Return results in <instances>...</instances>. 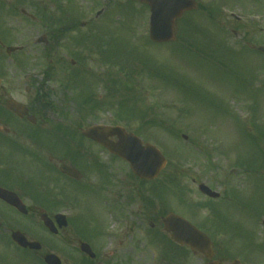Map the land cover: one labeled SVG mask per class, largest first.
<instances>
[{
	"label": "rangeland",
	"instance_id": "374dc122",
	"mask_svg": "<svg viewBox=\"0 0 264 264\" xmlns=\"http://www.w3.org/2000/svg\"><path fill=\"white\" fill-rule=\"evenodd\" d=\"M97 1L75 0L73 8L80 9L84 18L91 7L95 11L104 7V2L98 6ZM201 1H211L208 5L216 13L211 11L213 17H210L205 4L207 6L201 11L199 8L190 19H181L176 26L174 43L152 44L144 9L132 4L129 10H116L118 3L111 1L108 4L114 19H97L95 29H91L90 24L79 29L74 41L77 39L82 44L72 46L74 53L82 52L89 58L93 70H103L99 77L103 83L93 89L96 98H99L100 89L108 94L107 81L113 77L112 69H115L103 62L105 58H113L112 54L100 53L97 45L100 43L104 51L112 49L115 53L112 63L124 66L118 79L123 81V86H119L116 94L113 86L110 87L114 95L108 94L103 99L106 100L104 110L109 109L110 114L103 113L101 117L108 121L116 114L124 117L123 122L130 130L140 134L144 142L149 140L161 148L171 161L172 166L155 185L161 196L154 201L155 212L160 215L165 209L186 218L193 217L200 224L206 222L212 227L209 232L216 245L229 248L230 258H238L243 264H264V55L254 51L264 46V0ZM8 8L0 7L1 17L9 15ZM231 13L244 18H260L236 21L228 18ZM116 16L126 18L116 19ZM234 30L238 31L236 37L232 33ZM90 36L100 37V42L86 38ZM97 77L96 72L92 73L85 81L87 86L97 84ZM144 112L145 120L140 118L145 116ZM183 134L189 137L188 141L181 138ZM103 158L114 160L108 154ZM238 161L250 164L248 174H245L246 169L236 168L234 164ZM182 163H187L185 170L181 168ZM214 167L218 168L220 183L227 180L230 188L242 192L237 195V201L242 202L239 207L234 203L224 206L225 193L219 201L205 198L193 183V179H197L221 192L219 188L225 186L216 181L210 183L214 176L212 172H205L216 169ZM175 168L180 169L181 176L171 177L168 182L164 178ZM181 170L187 173L182 175ZM120 177L119 191L126 197L125 192L131 191L129 184L133 179L125 164L123 177ZM184 189L186 192H182ZM123 197L112 215L102 213L100 200L87 209L94 220L100 221L104 228L107 227L104 224H108L119 236L129 224L130 229L127 234L126 230L123 233L120 247L125 264H161L165 247L160 242L155 248L150 246L152 230L142 216L141 202L127 207ZM110 200L106 206L113 210ZM197 203L211 206L220 215L214 217L211 211L195 208ZM105 220H109L108 223ZM154 230L158 232L159 226ZM132 248L136 249L134 255Z\"/></svg>",
	"mask_w": 264,
	"mask_h": 264
},
{
	"label": "flooded vegetation",
	"instance_id": "af4514ba",
	"mask_svg": "<svg viewBox=\"0 0 264 264\" xmlns=\"http://www.w3.org/2000/svg\"><path fill=\"white\" fill-rule=\"evenodd\" d=\"M59 1L0 0L20 8L21 14L4 22L0 19V189L18 198L11 202L0 196V264H46L48 254L57 255L62 264H125L121 255L123 248L108 251L113 239L107 235V227L94 218L87 223L82 211L85 203L93 208L96 200L103 207L107 194L115 198L113 207L119 206L123 197L118 191L123 166L103 159L105 150L83 135V130L94 123L90 109L81 105L73 89H64L60 80L67 75L74 79L86 75L87 65L82 63L85 56L75 54L72 47L77 29L76 19H71L72 0L61 1L62 13ZM105 12L104 9L96 19L102 18ZM11 20L19 23L20 38L32 32L43 34L34 40L36 64L22 63L30 53L16 59L6 54L13 43ZM72 54L74 57L69 58ZM31 70L39 71L41 76L25 79ZM12 99L25 106L35 120L29 116L19 118L9 111L6 104ZM94 119L102 121L97 116ZM53 123L72 129L82 143L76 145L75 135L65 137L59 128L52 127ZM63 165L75 169L79 176L64 174ZM97 179H101L100 185L96 184ZM139 185V180L133 181L134 192L133 195L125 193L126 203L141 202L142 216L152 230L151 247H156L159 238L170 241L165 249L162 247L161 264H232L215 245H212L214 254L207 257L173 242L164 230L163 217L153 208L151 193L141 191ZM60 214L68 216L65 226H60L57 220ZM47 217L52 229L44 223ZM157 226L158 232L154 230ZM204 227L197 226L205 232ZM15 232L23 234L29 242L40 243L41 249L21 248L12 239ZM131 253L134 255L136 249L132 248Z\"/></svg>",
	"mask_w": 264,
	"mask_h": 264
},
{
	"label": "water",
	"instance_id": "95a60500",
	"mask_svg": "<svg viewBox=\"0 0 264 264\" xmlns=\"http://www.w3.org/2000/svg\"><path fill=\"white\" fill-rule=\"evenodd\" d=\"M142 1L149 3L152 8L150 37L156 43H167L175 40L176 21L184 12L196 8V4L192 0ZM259 50L264 53V47ZM11 108L19 113L16 108ZM86 135L105 144L115 154L130 162L134 173L141 178H156L166 165V160L155 147L152 145L143 146L140 139L133 134H127L123 129L94 128L87 131ZM114 135H117L120 139L117 144L109 142L106 138ZM214 197H217V195L214 194ZM164 223L167 232L172 234L176 242L208 254L207 252L210 250L209 239L189 222L171 214L164 220ZM49 263L57 264L55 257H50Z\"/></svg>",
	"mask_w": 264,
	"mask_h": 264
}]
</instances>
